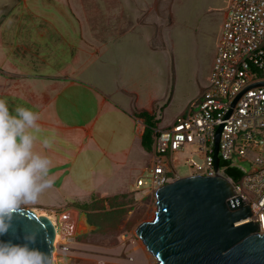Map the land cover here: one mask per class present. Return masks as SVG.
Masks as SVG:
<instances>
[{
	"label": "crops",
	"instance_id": "1",
	"mask_svg": "<svg viewBox=\"0 0 264 264\" xmlns=\"http://www.w3.org/2000/svg\"><path fill=\"white\" fill-rule=\"evenodd\" d=\"M157 2L0 0V99L10 110L22 105L38 113L40 137L52 142L45 148L38 139L35 150L52 161L53 184L39 205L22 208L56 211L71 198L87 196L77 202L88 203L136 188L142 153L148 164L152 158L142 146L146 125L136 114L157 113L158 106L152 92L147 104L139 93L142 48L147 45L148 58L167 49L150 13ZM145 29L152 30L146 37ZM183 112L164 126L157 113L156 130ZM74 217L66 218L69 230Z\"/></svg>",
	"mask_w": 264,
	"mask_h": 264
},
{
	"label": "rangeland",
	"instance_id": "2",
	"mask_svg": "<svg viewBox=\"0 0 264 264\" xmlns=\"http://www.w3.org/2000/svg\"><path fill=\"white\" fill-rule=\"evenodd\" d=\"M228 2L158 0L156 8L150 12L155 21L154 28L157 33L162 32L161 42L165 41L167 49L148 58V47L145 44L142 48L143 77L138 80V86L142 103L147 104L151 92L158 100L157 113L164 118L160 126L166 125L176 114L184 111L199 97L201 90L207 87L222 36L223 11ZM167 25L169 27L165 28ZM144 31L146 37L152 30ZM142 154L141 164H138L133 179L135 182L139 177L148 178V173H143V170L148 165L149 157L145 151ZM187 159L198 165L205 164L194 146H186L174 156L175 168L181 177L190 174ZM145 189L148 187L142 190ZM132 190L126 197H111V201H107V198H93L88 202L91 206L89 210L67 205L70 202H85L90 199L87 196L69 199L70 202L60 204V207L67 205L60 210H34L40 216L51 218L60 235L55 242L52 263L158 264L136 234L141 223L155 217V194L137 192L135 187ZM69 215L75 216L72 220L76 221L70 230L72 221H66Z\"/></svg>",
	"mask_w": 264,
	"mask_h": 264
},
{
	"label": "built area",
	"instance_id": "3",
	"mask_svg": "<svg viewBox=\"0 0 264 264\" xmlns=\"http://www.w3.org/2000/svg\"><path fill=\"white\" fill-rule=\"evenodd\" d=\"M264 0H231L214 58L209 83L174 122L155 132L148 178L136 182L137 192L156 193L181 176L174 156L194 146L204 165L186 160L188 176L215 177V138L222 126L219 158L238 168L235 184L220 166L219 174L235 186L252 210V222L264 233ZM247 90V91H246ZM246 91L233 106L236 98ZM144 187L148 189L142 190Z\"/></svg>",
	"mask_w": 264,
	"mask_h": 264
},
{
	"label": "water",
	"instance_id": "4",
	"mask_svg": "<svg viewBox=\"0 0 264 264\" xmlns=\"http://www.w3.org/2000/svg\"><path fill=\"white\" fill-rule=\"evenodd\" d=\"M258 86L264 82L247 90ZM221 132L222 126L214 150L218 175L180 177L157 190L154 219L136 230L158 264H264V233L252 222V210L233 183L219 174ZM56 235L57 227L48 216L21 208L0 242L27 244L51 261Z\"/></svg>",
	"mask_w": 264,
	"mask_h": 264
},
{
	"label": "clouds",
	"instance_id": "5",
	"mask_svg": "<svg viewBox=\"0 0 264 264\" xmlns=\"http://www.w3.org/2000/svg\"><path fill=\"white\" fill-rule=\"evenodd\" d=\"M39 114L17 105L9 108L0 99V235L9 230L13 215L23 206L35 204L51 188L52 161L35 150L37 140L51 146L48 137H40ZM52 261V260H51ZM44 253L18 245L0 242V264H51Z\"/></svg>",
	"mask_w": 264,
	"mask_h": 264
},
{
	"label": "trees",
	"instance_id": "6",
	"mask_svg": "<svg viewBox=\"0 0 264 264\" xmlns=\"http://www.w3.org/2000/svg\"><path fill=\"white\" fill-rule=\"evenodd\" d=\"M170 100L171 98L168 101ZM156 114L157 113L150 114L146 111L136 114L137 117L144 120V123L146 125L145 131L142 137V146L148 152L152 150L155 132L157 129V125L159 123V120H156ZM220 166L222 168H225V171H224L225 175L231 178L235 184H238L242 180L243 173L240 169L227 166V164L224 161H221ZM118 197H126V194L114 196L112 197V199H117ZM110 198H107V201H111L112 199ZM70 206L81 209V210H89V208H91L90 204L79 203V202L71 203Z\"/></svg>",
	"mask_w": 264,
	"mask_h": 264
},
{
	"label": "bare ground",
	"instance_id": "7",
	"mask_svg": "<svg viewBox=\"0 0 264 264\" xmlns=\"http://www.w3.org/2000/svg\"><path fill=\"white\" fill-rule=\"evenodd\" d=\"M36 213V212H35ZM37 214V213H36ZM38 215V214H37ZM38 216H40V215H38ZM70 216V215H69ZM51 219V218H50ZM54 223V222H53ZM55 224V223H54ZM59 238H60V235H59V233H58V231H57V235H56V239H55V242H57L58 240H59ZM53 264V263H52Z\"/></svg>",
	"mask_w": 264,
	"mask_h": 264
}]
</instances>
